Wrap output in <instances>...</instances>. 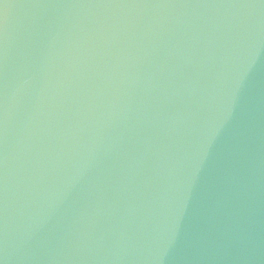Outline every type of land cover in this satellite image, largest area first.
<instances>
[{
  "label": "water",
  "instance_id": "95a60500",
  "mask_svg": "<svg viewBox=\"0 0 264 264\" xmlns=\"http://www.w3.org/2000/svg\"><path fill=\"white\" fill-rule=\"evenodd\" d=\"M0 264H264V0H0Z\"/></svg>",
  "mask_w": 264,
  "mask_h": 264
}]
</instances>
